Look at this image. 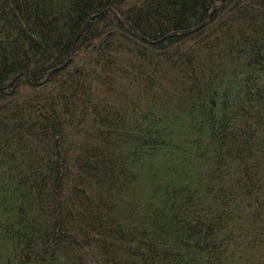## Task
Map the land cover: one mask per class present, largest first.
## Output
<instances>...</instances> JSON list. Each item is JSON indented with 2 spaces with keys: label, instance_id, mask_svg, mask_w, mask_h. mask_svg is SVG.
<instances>
[{
  "label": "trees",
  "instance_id": "1",
  "mask_svg": "<svg viewBox=\"0 0 264 264\" xmlns=\"http://www.w3.org/2000/svg\"><path fill=\"white\" fill-rule=\"evenodd\" d=\"M0 264H264V0H0Z\"/></svg>",
  "mask_w": 264,
  "mask_h": 264
}]
</instances>
